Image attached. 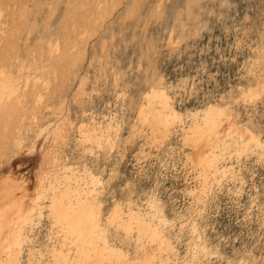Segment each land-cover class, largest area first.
Instances as JSON below:
<instances>
[{"label": "rangeland", "instance_id": "374dc122", "mask_svg": "<svg viewBox=\"0 0 264 264\" xmlns=\"http://www.w3.org/2000/svg\"><path fill=\"white\" fill-rule=\"evenodd\" d=\"M12 260L264 264V0H0Z\"/></svg>", "mask_w": 264, "mask_h": 264}, {"label": "bare ground", "instance_id": "6f19581e", "mask_svg": "<svg viewBox=\"0 0 264 264\" xmlns=\"http://www.w3.org/2000/svg\"><path fill=\"white\" fill-rule=\"evenodd\" d=\"M208 115H209V113L206 114V116H208ZM62 206H64V204H62ZM80 207L81 208L78 210H76L73 207L69 208L70 214H69V217H68L66 224H68L71 227L73 232L81 231L83 229V227H86L89 225L90 213L88 211V207L86 205H81V204H80ZM58 217L61 220H65V219H63L62 214H59ZM85 230H86V228H85ZM15 262H16V260H12L10 262V264H16Z\"/></svg>", "mask_w": 264, "mask_h": 264}]
</instances>
